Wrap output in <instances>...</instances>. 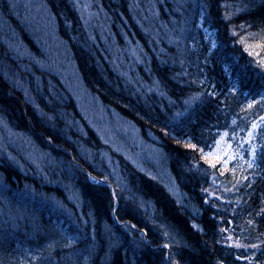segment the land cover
Listing matches in <instances>:
<instances>
[{
    "label": "trees",
    "instance_id": "1",
    "mask_svg": "<svg viewBox=\"0 0 264 264\" xmlns=\"http://www.w3.org/2000/svg\"><path fill=\"white\" fill-rule=\"evenodd\" d=\"M262 117L264 0H0V264H264Z\"/></svg>",
    "mask_w": 264,
    "mask_h": 264
},
{
    "label": "snow or ice",
    "instance_id": "2",
    "mask_svg": "<svg viewBox=\"0 0 264 264\" xmlns=\"http://www.w3.org/2000/svg\"><path fill=\"white\" fill-rule=\"evenodd\" d=\"M261 119L264 120V117H262ZM252 127L255 128L256 125L253 124ZM224 135H227V133H225ZM250 139H251V132L249 133V140H250ZM216 143L219 145V144L221 143V141H220V140H217ZM190 147L195 148L196 145H190ZM242 147H243V144L237 146L236 151H235L233 154L228 155L226 159H221V156H220V155H216V159H215V161H213V160H208L209 165H210L211 167H215L217 163H222V164H224V165H227L228 162H229V160H234L237 156H239L240 159L244 160V163L247 164V167H248L249 169H252V168L258 167V159H257L258 152H257V148H256V146H255V145H251V146L248 148V150H247V156H248V158H247V159L244 158V157H245L244 152H241V151H240V148H242ZM260 154H264V148H261V149H260ZM204 155H205L206 157H207V156H212L213 153L209 152V153L204 154ZM205 191H206V190H205ZM262 213H264V208H262L261 211L257 213V215L259 216V215H261ZM248 223L251 224L252 221L249 220ZM69 244H71V240L69 241ZM164 247L167 248V247H169V245H168V244H165ZM251 247H252V248H257V247H259V245H258V244H253V245H251ZM167 258H168V256H167V254H166V259H167ZM239 258H240V257H238V259H239ZM36 259H38V257H33V260H36ZM244 259H249V261H250V258L245 257ZM173 264H175L174 261H173Z\"/></svg>",
    "mask_w": 264,
    "mask_h": 264
},
{
    "label": "bare ground",
    "instance_id": "3",
    "mask_svg": "<svg viewBox=\"0 0 264 264\" xmlns=\"http://www.w3.org/2000/svg\"><path fill=\"white\" fill-rule=\"evenodd\" d=\"M45 88H47L46 85H45ZM33 130H34V132H36L38 134V138L41 137L42 140L45 139L44 135H42V133L39 130H35L34 128H33ZM6 149H7L6 146H3L2 144H0V153H4L6 151ZM11 172H13V171H11ZM17 174L19 176L26 175L27 174V170L24 167L21 166V168H19ZM83 174L87 175L89 177L92 176V173L89 170H85L83 172ZM0 181H5V178H4V175H3V170L1 168H0ZM73 189L75 190V193L76 192L78 193L80 199H83V197L80 196L81 195L80 187L74 186ZM58 193L60 195L61 202L67 204L69 207H72V206L75 207L76 205L74 204V202H76V203H81L82 202V200L74 198L73 190H68V189L65 188L63 191H60ZM50 202L52 204H57V201H56L55 198H51ZM97 219H98V221L103 222L100 216ZM165 249H168V247L165 248Z\"/></svg>",
    "mask_w": 264,
    "mask_h": 264
}]
</instances>
